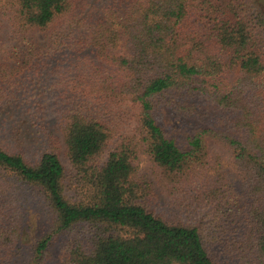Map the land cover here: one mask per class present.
<instances>
[{
	"label": "trees",
	"instance_id": "16d2710c",
	"mask_svg": "<svg viewBox=\"0 0 264 264\" xmlns=\"http://www.w3.org/2000/svg\"><path fill=\"white\" fill-rule=\"evenodd\" d=\"M6 11L26 48L22 69L29 58L62 59L64 48L73 59L57 68L59 108L44 92L32 101L22 93L26 107L12 103L0 78V128L7 113H29L30 126L45 130L33 164L0 146V264L20 238V187L40 192L54 219L28 264H45L62 234L72 240L58 264H264V0H0ZM66 17L68 35L37 49L30 32ZM201 102L222 116L181 147L156 114L201 118ZM51 116L70 178L45 129ZM210 143L227 152L242 196L210 168ZM140 155L151 180L137 178Z\"/></svg>",
	"mask_w": 264,
	"mask_h": 264
},
{
	"label": "rangeland",
	"instance_id": "374dc122",
	"mask_svg": "<svg viewBox=\"0 0 264 264\" xmlns=\"http://www.w3.org/2000/svg\"><path fill=\"white\" fill-rule=\"evenodd\" d=\"M71 18L66 17L61 19L56 25H54L46 33H41L37 30L30 32V37L37 43V49L54 48L56 44L61 41V37L65 34V37L71 31V27L68 28V24ZM61 34L58 39L57 36ZM55 39H58V43H55ZM25 45L20 42L19 36L15 33V26L13 18L9 11L5 14H0V78L5 81L3 84L14 95L11 96L12 103L16 105L21 103V106L26 107L27 104L23 102L22 93L25 97L31 96V100L34 95L39 92H44L49 103V107L59 108L60 105L56 103L53 93L59 88V72L58 67L63 64H67L65 61L69 57L73 58L69 53L64 51L61 53L62 59L58 56L55 57H38V60L29 58L32 62L27 65L26 68H21L22 54L21 51H25ZM51 57V58H50ZM57 73V74H56ZM6 82H9L7 84ZM6 83V84H5ZM15 107L14 104L6 105V107ZM199 108L202 113V117L196 116H177L170 109L161 107L156 114L157 123L164 127L167 133L173 137L179 146L185 147V138L190 135L191 130L195 127H207L210 124L215 123L217 118L222 116V111L215 105H211L206 102H201ZM8 121L6 122L8 127L6 130L0 128V146L8 151L15 152L18 149L24 154L26 160L30 163H35L38 159V155L45 147L43 143L44 128L41 133L37 127H31L30 121H28L29 113L27 115L16 114L14 117H10L9 114L5 116ZM2 118L0 117V122ZM38 123V122H37ZM45 129L51 128L55 131L56 140L58 142V156L64 167L66 178L74 175L73 169L67 157L65 156V146L62 141L61 135L56 131L54 125V118L47 122H44ZM16 130L18 132L16 133ZM41 138V141L38 140ZM39 141L41 146L38 144ZM212 164L210 168H218L222 177L226 183L231 186L234 193L242 196L244 194L243 185L240 180V176L233 170L231 160L225 150L216 145L209 144ZM107 159L105 155L102 159L104 163ZM137 165V178L151 180V163L146 155H140L136 162ZM219 174V173H218ZM220 175V174H219ZM220 175V176H221ZM221 177V178H222ZM14 194L24 201V218L21 225L20 238L15 245L14 249L9 253L8 259L3 264H28L33 254V248L36 243L50 231V228L54 222L51 212L47 206V202L44 197L35 189H28L20 187L19 190L15 188ZM162 199H165L161 196ZM161 199V200H162ZM163 205V204H162ZM163 210L167 211L165 213ZM158 209L162 211L166 216L169 215L167 205L164 208ZM77 228L78 234L84 239H88V230ZM72 240L70 234H62L56 236L48 247V256L45 264H58L67 257V252L63 248L65 242ZM235 264V262H232Z\"/></svg>",
	"mask_w": 264,
	"mask_h": 264
}]
</instances>
